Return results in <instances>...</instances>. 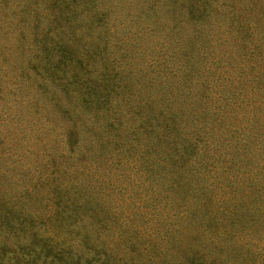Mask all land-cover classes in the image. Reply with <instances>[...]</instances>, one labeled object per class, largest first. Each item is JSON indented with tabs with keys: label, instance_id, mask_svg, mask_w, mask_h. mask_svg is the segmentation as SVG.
<instances>
[{
	"label": "rangeland",
	"instance_id": "374dc122",
	"mask_svg": "<svg viewBox=\"0 0 264 264\" xmlns=\"http://www.w3.org/2000/svg\"><path fill=\"white\" fill-rule=\"evenodd\" d=\"M255 3L0 0V264H264Z\"/></svg>",
	"mask_w": 264,
	"mask_h": 264
},
{
	"label": "trees",
	"instance_id": "16d2710c",
	"mask_svg": "<svg viewBox=\"0 0 264 264\" xmlns=\"http://www.w3.org/2000/svg\"><path fill=\"white\" fill-rule=\"evenodd\" d=\"M258 6H259V4H256V3L251 5V10L247 9L245 12V14H246L245 19H244V16L242 15L241 12L233 14L234 15L233 21L236 23V26L238 28H244L245 31L248 32L249 34H250V32H251V34L256 33L257 30L262 31V29H260L255 23V22L258 23V21L264 20V13L259 14V10H257ZM198 8H200V10ZM207 8L208 7L206 6L204 1H202L200 3H196V4L194 3L190 7L187 6L186 9L182 10V14H180L181 17H179L178 19H182V22H183L185 18L188 19V14L192 13V11H193L192 14H194L195 17L200 18L206 14L205 12H206ZM252 9H254L253 14H251ZM179 22L182 23L181 21H179ZM261 36H264V34H262ZM85 100H87V99H85ZM263 108H264V104H260L258 106L259 110L263 109ZM250 110H253V108ZM250 110H247V111H250ZM96 252H98V251H96ZM88 254H90V255L92 254V251L90 249H88Z\"/></svg>",
	"mask_w": 264,
	"mask_h": 264
}]
</instances>
